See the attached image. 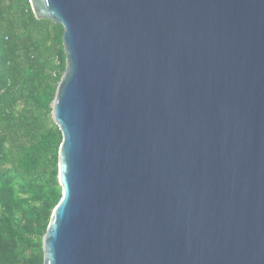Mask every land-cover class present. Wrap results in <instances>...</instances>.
I'll use <instances>...</instances> for the list:
<instances>
[{
	"label": "water",
	"instance_id": "water-1",
	"mask_svg": "<svg viewBox=\"0 0 264 264\" xmlns=\"http://www.w3.org/2000/svg\"><path fill=\"white\" fill-rule=\"evenodd\" d=\"M29 2L65 52L43 264H264V0Z\"/></svg>",
	"mask_w": 264,
	"mask_h": 264
},
{
	"label": "trees",
	"instance_id": "trees-1",
	"mask_svg": "<svg viewBox=\"0 0 264 264\" xmlns=\"http://www.w3.org/2000/svg\"><path fill=\"white\" fill-rule=\"evenodd\" d=\"M62 33L29 0H0V264H43L61 198L62 134L51 110L65 69Z\"/></svg>",
	"mask_w": 264,
	"mask_h": 264
}]
</instances>
